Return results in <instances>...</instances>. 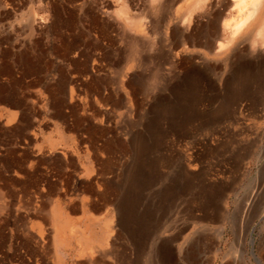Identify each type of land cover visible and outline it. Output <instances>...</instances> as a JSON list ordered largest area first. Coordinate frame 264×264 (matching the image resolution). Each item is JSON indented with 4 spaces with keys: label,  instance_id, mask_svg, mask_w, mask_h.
Returning a JSON list of instances; mask_svg holds the SVG:
<instances>
[{
    "label": "rangeland",
    "instance_id": "obj_1",
    "mask_svg": "<svg viewBox=\"0 0 264 264\" xmlns=\"http://www.w3.org/2000/svg\"><path fill=\"white\" fill-rule=\"evenodd\" d=\"M157 7L0 0V264H264V67L170 60Z\"/></svg>",
    "mask_w": 264,
    "mask_h": 264
},
{
    "label": "bare ground",
    "instance_id": "obj_2",
    "mask_svg": "<svg viewBox=\"0 0 264 264\" xmlns=\"http://www.w3.org/2000/svg\"><path fill=\"white\" fill-rule=\"evenodd\" d=\"M153 2H156L158 6L157 8L160 10V32L163 31L162 28L166 29V31L163 32L165 33L164 36H162V38L160 39V45L163 46L165 43H167L168 45L172 46V47L170 46L171 48H169L167 52L168 53L167 57L171 58L170 60L174 61L175 59L178 58L181 52L186 51V50H188V53H191L192 56H195L194 50L200 49V50H203L206 54H210L212 58L215 59L216 61L222 62V67H223L227 65L228 53L230 51H238L239 49L243 47L244 51L247 52V50H249L248 53H251L253 61H256V64L258 65V67H260L258 68L257 73L259 74L260 73L259 71L261 70L263 71L262 68L264 67L263 66L264 64V0H152V5H156ZM125 7H127V5H125ZM155 10L153 11L156 12ZM123 12H124V9H121L120 13H123ZM130 26L132 27L131 30L133 31L134 34L139 33V34H142L143 37L146 36L147 33L144 34L145 27H143L139 22H136V24L130 25ZM141 27H143V29H140ZM249 34H251V36L246 38V36H248ZM136 36L137 34H135V37ZM135 37H131L130 39H128L129 47L127 48L132 54H135L137 52L139 48V44H140L139 43L140 40ZM173 47L175 48L174 51L172 50ZM178 48L180 52L177 51ZM196 54H199V53L196 52ZM248 55L249 54H247V57L251 58ZM202 58L203 57H196V58L190 57L191 59L190 61L192 62L195 60L199 61V64L201 65L200 68L203 71V72L201 71L202 73L201 72L199 73L201 74V77L202 76L204 77V74L208 72V67L210 65L209 64L203 65V62H201L203 60ZM169 63L171 64V61ZM248 65L246 64L247 67H249ZM222 67L219 70L222 71L223 70ZM218 73L222 77V73L220 71ZM159 74L160 72L157 73V75ZM260 75H262V73H260ZM150 76L151 75H149L148 77ZM173 79L180 80L181 75L173 74L172 80ZM176 95L178 98L183 97L181 95V92L176 93ZM179 104L182 105L183 103L179 102ZM181 109L182 110L185 109L184 104L180 106L178 110H166V111H171L170 118H172V124L170 127L171 131L169 132V134L171 135L180 134L182 131H184L183 129L185 128V126H187L189 122V121H184L185 117L183 116V113L180 112ZM166 111L164 110L163 112L161 110L160 113L164 114L166 113ZM193 118H191L190 122L192 121V123L194 124L193 121H197L202 127L206 126L209 121L205 118V116L201 118L197 117L196 119L195 118L193 119ZM192 126H189V128ZM169 134L167 136H169ZM181 134L183 135V133ZM158 136H160L159 133H158ZM184 136L182 137L184 138ZM155 145L157 146V144ZM186 158L188 159V157ZM190 163H191V160L189 161V164L188 163L185 164L187 170L196 171L197 166L192 165ZM210 178H212V175ZM213 178L209 179L210 183H211V180L212 181L214 180ZM209 185L212 186L211 184ZM193 208L190 209L192 214L194 213ZM217 236L220 238V234H217Z\"/></svg>",
    "mask_w": 264,
    "mask_h": 264
},
{
    "label": "crops",
    "instance_id": "obj_3",
    "mask_svg": "<svg viewBox=\"0 0 264 264\" xmlns=\"http://www.w3.org/2000/svg\"><path fill=\"white\" fill-rule=\"evenodd\" d=\"M118 219H119V223H118V224H120V226H122V228H123L124 226L121 225L122 219H121V212H120L119 209H118ZM131 227H132V226H129L130 229H131ZM132 228H134V227H132ZM56 238H57L59 241L61 240V236H60V235L56 236ZM134 240H135V239H134ZM139 240H140V237H139ZM139 240L137 239V240H135V241L138 243ZM61 242H62V241H61ZM263 244H264V243H263ZM261 251H262V252H261ZM258 254L263 258V261H264V245H263V250L260 248ZM258 263L260 264V261H259Z\"/></svg>",
    "mask_w": 264,
    "mask_h": 264
}]
</instances>
